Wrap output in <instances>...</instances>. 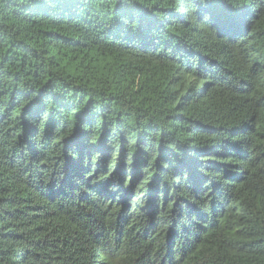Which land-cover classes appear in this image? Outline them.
Segmentation results:
<instances>
[{"label": "trees", "instance_id": "obj_1", "mask_svg": "<svg viewBox=\"0 0 264 264\" xmlns=\"http://www.w3.org/2000/svg\"><path fill=\"white\" fill-rule=\"evenodd\" d=\"M0 264H264V0H0Z\"/></svg>", "mask_w": 264, "mask_h": 264}]
</instances>
